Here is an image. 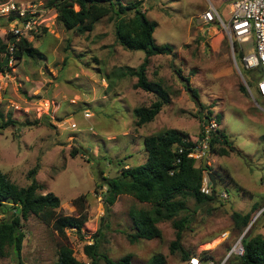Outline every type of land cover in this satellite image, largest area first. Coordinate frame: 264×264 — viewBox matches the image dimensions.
<instances>
[{"label":"rangeland","instance_id":"obj_1","mask_svg":"<svg viewBox=\"0 0 264 264\" xmlns=\"http://www.w3.org/2000/svg\"><path fill=\"white\" fill-rule=\"evenodd\" d=\"M6 1L32 6L34 16L40 13L30 35L23 36L41 55L18 60L12 56L10 70L0 73V113L15 121L0 129V170L18 186H26L29 171L37 167L39 192L54 193L61 214H76L74 199L83 196L77 204L85 217L84 229L81 234L75 228L65 231L78 260L89 264L83 246L96 234L99 251L112 259L130 254L133 264H148L160 254L164 264H183L182 252L169 249L175 239L169 220L157 223L160 237L129 241L130 211L149 206L122 194L113 205L106 204L105 212L102 177H116L123 165L144 163L143 138L170 128L196 141L200 151V117L208 110L236 151L227 156L208 153L205 163L214 173L216 192L224 191L227 197L202 206L187 200L188 210L176 217L189 219L181 234L182 249L208 262L227 256L229 264L235 257L228 256L230 249L244 231L235 227L233 212L249 215L250 234H264V96L256 92L259 71L241 64V54L251 50L253 41L236 43L237 69L220 25L202 19L208 0H141V9L156 23L155 42L171 45L173 54L150 58L147 77L160 82L171 101L138 128L132 110L156 98L135 88L136 77L122 74V69L138 67L144 51L117 43L109 15L91 31L78 34L62 25L50 0ZM231 1L210 0L225 20ZM10 28L0 19L4 41L11 37ZM179 75L189 78L198 99L185 90ZM203 155L194 158L196 164ZM9 214L0 213V219ZM21 225L25 236L20 252L8 247L0 264H53L59 238L52 227L33 214Z\"/></svg>","mask_w":264,"mask_h":264},{"label":"trees","instance_id":"obj_2","mask_svg":"<svg viewBox=\"0 0 264 264\" xmlns=\"http://www.w3.org/2000/svg\"><path fill=\"white\" fill-rule=\"evenodd\" d=\"M48 5L56 9L60 22L67 30H73L78 34L91 31L96 22L109 15L114 22L117 43L125 49L144 51V58L138 67L126 66L122 69V74L136 77L135 88L152 93L156 98L150 105L135 107L132 110L135 127H141L151 121L162 106L171 101L168 91L160 82L148 79L147 66L150 58L155 55L173 54L172 47L169 44L155 42L153 32L156 23L141 9V0L128 3L121 0H50ZM13 43L16 47L13 56L17 60L22 56L34 58V55H41L26 37ZM233 46L236 50V43ZM7 50V41L0 37L1 74L10 70L8 60L4 63V54L6 55ZM179 77L186 83L185 90L198 99L197 92L189 85V78L180 75ZM241 89L245 91V88ZM211 116L212 112L208 110L200 117L201 123ZM215 118L219 121L217 117ZM13 123L15 121L10 116L5 118L0 113V129ZM201 131L202 125L198 139L202 138ZM143 143L146 152L144 163L127 167L123 165L116 177H102L106 186L103 200L111 206L119 195L126 194L138 202L148 204V208L135 209L129 213L133 232L128 233L127 237L131 242L160 237L161 231L157 223L171 221L175 229V239L170 244V252L181 251L182 260L185 261L190 254L182 249L181 234L189 219L186 215L176 217L188 210V199H192L198 206L211 204L217 200L220 193L216 192L214 184L211 185V194H203L200 191L203 173L207 172L213 176L214 173L210 165L205 163L203 166L202 162L196 164L194 158L187 156L197 142L190 140L177 129L170 128L163 133L147 135L143 138ZM208 145V153L217 155L227 156L236 151L220 129L211 134ZM179 147L183 149L181 153H177ZM237 152L240 154V151ZM71 154L74 155V151ZM176 159H179V162L176 163ZM36 171L37 167L29 171L31 181L28 185L18 186L0 170V213H10L9 218L0 219V257L6 254L8 247L16 254L20 252L25 236L22 221L33 214L51 226L59 238L56 243L57 258L53 264H86L74 256L65 234L70 228H75L77 234H81L84 229L85 217L77 204L83 196L74 199L73 204L78 208L76 214L59 213L57 209L60 206V199L52 192L44 194L39 192L42 185L34 178ZM231 216L235 227L242 232L249 222V215L233 212ZM248 230L241 238L242 255L233 257L229 264H264V234H250ZM97 237L98 235L93 234L91 242L83 246V253L89 259V264H100V260L105 264H133L130 254L115 260L101 253ZM148 264H164V258L160 254L154 255Z\"/></svg>","mask_w":264,"mask_h":264},{"label":"built area","instance_id":"obj_3","mask_svg":"<svg viewBox=\"0 0 264 264\" xmlns=\"http://www.w3.org/2000/svg\"><path fill=\"white\" fill-rule=\"evenodd\" d=\"M208 3L209 6L201 15L202 19L208 24L218 23L220 25L230 45L236 68L234 43L241 45L249 40L253 41L251 50L245 54H241V64L245 69L259 71V78L256 81V92L258 95L264 96V0H232L228 6L226 20L219 15L216 7L210 0H208ZM33 12L34 8L32 6L23 7V5H19V3H15L14 1L0 0V19H4L11 25L9 30L11 37L7 39L8 50L5 57L8 61H10L14 53L15 45L13 41L25 37L23 35H30L29 32L35 28V21L40 13L34 16ZM218 129L219 123L215 116L206 119L202 124V138L199 139L201 142L200 151L197 150V145L187 156L191 158L202 156L207 148H209L208 142L211 134ZM182 151V147H179L177 153H181ZM177 162H179V159H176ZM211 185L209 174L204 172L200 185L201 193L211 194ZM219 196L226 198L227 194L222 191ZM242 253L243 246L239 238L230 249L228 256L230 254L241 256ZM226 258L227 256L219 262H208L207 259H204L200 255L193 254L183 264H225Z\"/></svg>","mask_w":264,"mask_h":264},{"label":"water","instance_id":"obj_4","mask_svg":"<svg viewBox=\"0 0 264 264\" xmlns=\"http://www.w3.org/2000/svg\"><path fill=\"white\" fill-rule=\"evenodd\" d=\"M6 58L4 59V63H6ZM207 155H208V151L206 150L205 151V153H204V155H203V157H202V165L204 166L205 165V161H206V157H207ZM209 177H210V179H211V184H214V179H213V175L212 174H210L209 173ZM106 204L107 203H105V209H104V211L106 212ZM248 227H249V225H247L246 226V228L244 229V231L242 232V234L240 235V239L242 238V236L245 234V232L247 231V229H248Z\"/></svg>","mask_w":264,"mask_h":264},{"label":"clouds","instance_id":"obj_5","mask_svg":"<svg viewBox=\"0 0 264 264\" xmlns=\"http://www.w3.org/2000/svg\"><path fill=\"white\" fill-rule=\"evenodd\" d=\"M220 129V128H219ZM127 167V166H126Z\"/></svg>","mask_w":264,"mask_h":264}]
</instances>
